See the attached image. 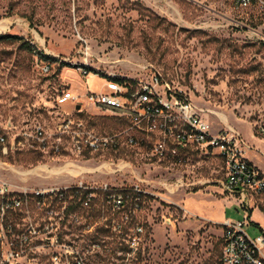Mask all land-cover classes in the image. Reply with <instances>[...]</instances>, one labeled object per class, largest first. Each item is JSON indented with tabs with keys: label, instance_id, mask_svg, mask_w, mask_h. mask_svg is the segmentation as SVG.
Segmentation results:
<instances>
[{
	"label": "rangeland",
	"instance_id": "374dc122",
	"mask_svg": "<svg viewBox=\"0 0 264 264\" xmlns=\"http://www.w3.org/2000/svg\"><path fill=\"white\" fill-rule=\"evenodd\" d=\"M0 33L23 37L0 41V181L18 191L80 181L94 190L92 207L78 211L82 219L90 216L88 234L79 224H59L57 214L37 205L10 219L38 224L46 216L86 264H220L222 222L199 212L217 217L223 209L236 220L244 211L222 189L219 156L191 148L183 163L159 160L120 135L117 144L91 149L90 135L113 136L126 123L86 94L111 74L142 79L159 71L188 94L214 130H235L246 152L256 148L247 156L264 170V8L234 0H0ZM48 61L53 65L45 72L41 64ZM66 90L76 100L58 102ZM68 117L82 124L66 127ZM105 185L112 192L137 185L143 192L118 208ZM214 199L223 206L210 205ZM253 218L264 224V211ZM137 224L143 229L134 232ZM134 233L138 249L128 254ZM49 236L31 237L24 256L29 264H51Z\"/></svg>",
	"mask_w": 264,
	"mask_h": 264
},
{
	"label": "built area",
	"instance_id": "2783aa9c",
	"mask_svg": "<svg viewBox=\"0 0 264 264\" xmlns=\"http://www.w3.org/2000/svg\"><path fill=\"white\" fill-rule=\"evenodd\" d=\"M234 1L239 7L264 8V0ZM52 65L50 61L42 63L41 69L48 72ZM86 97L95 106L115 111L126 123L113 136L90 135L86 141L91 149L117 144L120 135L127 145L143 146L159 160L183 163L191 148L217 154L225 171L222 189L236 196L244 211L243 218L225 219L222 222L220 264H264V225H257L258 233L255 236L248 231L251 226L250 210L254 207L264 210V172L248 159L247 142L240 133L229 129L214 130L210 120L188 94L164 80L159 71L142 79L108 75L104 78L102 88L90 89ZM76 98L70 90L62 91L57 96L60 103ZM81 124L80 120L71 117L64 121L66 127ZM260 129L264 131V127ZM78 135L75 131L74 139L78 140ZM4 141L5 136L0 133V142ZM101 188L115 207L122 208L126 205L129 196L126 191L112 192L107 185ZM133 191L137 193L135 200H140L143 191L137 185L133 187ZM93 192L82 181L48 190L20 191L12 188L7 181H0V264H29L24 259L27 245L32 236L41 232L50 233L46 241L54 248L51 264H86L76 245L64 240L62 232L49 226L46 216L38 224L31 220L17 224L10 219V213L20 210L29 214L30 208L37 205L49 216L57 214L59 224H79L82 232L88 234L90 224L87 220L90 216L85 215L86 219H82L84 216L78 211L92 207ZM136 203L138 205L139 202ZM128 218L126 215V219ZM118 227L121 229L120 223ZM133 229L137 232L143 228L137 224ZM130 238L126 251L128 254L136 253L137 233ZM123 264L128 262L124 261ZM135 264L141 262L137 261Z\"/></svg>",
	"mask_w": 264,
	"mask_h": 264
},
{
	"label": "crops",
	"instance_id": "0c3cea01",
	"mask_svg": "<svg viewBox=\"0 0 264 264\" xmlns=\"http://www.w3.org/2000/svg\"><path fill=\"white\" fill-rule=\"evenodd\" d=\"M252 151H257V149L256 148H254V147H252V148H250L248 151H247V153H251ZM247 153H246V155H247ZM248 157V159L250 160V161H252L253 163H255L263 172H264V170L251 158V157H249V155L247 156ZM210 203V205H215V204H217L219 207H221V206H223V204H222V202L220 201V200H217V199H214V200H212L211 202H209ZM221 209V208H220ZM216 210V209H215ZM256 210H259V211H264L263 210V208H261V207H254V208H252L251 210H250V215H251V226L249 227V228H251V227H254L255 229H257V225H264V224H261L259 221H257V220H255L254 218H253V213L256 211ZM217 211V210H216ZM199 214L200 215H202V216H204V217H206V218H208V219H211V220H215V221H218V222H223L225 219H230V218H228V217H226L225 216V214H224V210L223 209H221V211H220V214L217 216V217H212L210 214L209 215H207L205 212H199ZM248 228V229H249Z\"/></svg>",
	"mask_w": 264,
	"mask_h": 264
},
{
	"label": "trees",
	"instance_id": "16d2710c",
	"mask_svg": "<svg viewBox=\"0 0 264 264\" xmlns=\"http://www.w3.org/2000/svg\"><path fill=\"white\" fill-rule=\"evenodd\" d=\"M15 39H23V37L22 36H19V35H14V34H11V33H0V41H2V40H15ZM26 46L28 47V48H32V45L30 44V43H26ZM44 57L45 58H49V56L48 55H44ZM65 64V63H64ZM89 71V70H88ZM87 71V72H88ZM126 194H130L128 197H131L132 199H135V197L137 196V193L135 192V191H133V188H131L130 189V192H126ZM83 195V194H82ZM130 220H132V219H130V217L128 218V219H126V222L128 223V222H130ZM124 221V220H123ZM122 221V222H123ZM120 223V222H119ZM121 224V226L123 227V228H126V224L124 223L123 225H122V223H120ZM96 237V236H95Z\"/></svg>",
	"mask_w": 264,
	"mask_h": 264
},
{
	"label": "water",
	"instance_id": "95a60500",
	"mask_svg": "<svg viewBox=\"0 0 264 264\" xmlns=\"http://www.w3.org/2000/svg\"><path fill=\"white\" fill-rule=\"evenodd\" d=\"M79 106V105H78Z\"/></svg>",
	"mask_w": 264,
	"mask_h": 264
}]
</instances>
